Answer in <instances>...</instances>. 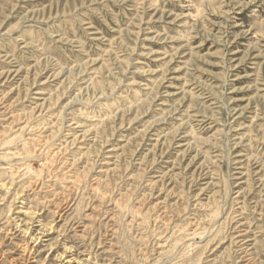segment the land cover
<instances>
[{
    "label": "rangeland",
    "instance_id": "rangeland-1",
    "mask_svg": "<svg viewBox=\"0 0 264 264\" xmlns=\"http://www.w3.org/2000/svg\"><path fill=\"white\" fill-rule=\"evenodd\" d=\"M0 264H264V0H0Z\"/></svg>",
    "mask_w": 264,
    "mask_h": 264
},
{
    "label": "bare ground",
    "instance_id": "bare-ground-1",
    "mask_svg": "<svg viewBox=\"0 0 264 264\" xmlns=\"http://www.w3.org/2000/svg\"><path fill=\"white\" fill-rule=\"evenodd\" d=\"M49 135V134H48ZM51 136H52V134H51ZM4 185V184H3Z\"/></svg>",
    "mask_w": 264,
    "mask_h": 264
}]
</instances>
